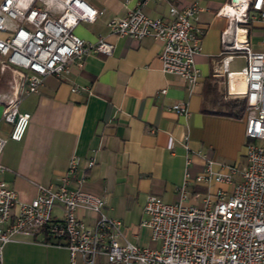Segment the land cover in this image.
<instances>
[{
  "label": "crops",
  "instance_id": "obj_1",
  "mask_svg": "<svg viewBox=\"0 0 264 264\" xmlns=\"http://www.w3.org/2000/svg\"><path fill=\"white\" fill-rule=\"evenodd\" d=\"M86 1L103 12L92 21L78 22L73 31L88 41L103 35L113 43V49L111 53L90 51L81 62L72 59L68 72L48 73L36 91L20 96L18 106L28 110L30 118L20 140H6L0 154L5 169L0 176L20 199L27 200L36 194L37 184L59 182L72 154L80 156L79 167L92 157L94 163L84 170L81 188L104 197L105 212L122 219L128 239L156 245L150 228L141 223L148 193L177 199L187 172L189 200L199 201L208 187L217 185L194 181L206 159L244 161L243 113L233 116L216 110L222 100L243 96L235 92L244 91L245 83L234 74L242 72L246 59L243 53L233 54L227 63L228 70L235 71L230 78L224 70H216L215 63L222 55V41L243 25L251 48L264 50V22L254 18L246 24H228L216 11L229 0H146L142 9L152 16H168L170 3L182 7L195 2L199 6L193 20L204 29L200 49L194 54L200 74L188 87L180 75L161 69L160 40L108 31L107 20L125 15L137 0ZM33 2L45 5L43 0ZM47 4L56 14L53 3ZM236 54L244 57L240 68L231 66ZM10 80V72L0 70L1 94L9 93ZM176 101H187L188 113L176 112L171 107ZM0 127L7 135L10 125L1 120ZM213 167L218 164L214 162ZM53 212L59 218L61 205L55 204ZM76 213L87 224L96 217L84 208ZM62 242L48 241L45 229L35 234L16 232L3 245L2 262L70 264Z\"/></svg>",
  "mask_w": 264,
  "mask_h": 264
},
{
  "label": "built area",
  "instance_id": "obj_2",
  "mask_svg": "<svg viewBox=\"0 0 264 264\" xmlns=\"http://www.w3.org/2000/svg\"><path fill=\"white\" fill-rule=\"evenodd\" d=\"M47 1L53 3L56 14L49 11ZM43 2L44 6L33 0L25 4L22 0L0 1V70L11 74L9 93H0V121L10 125L7 135L0 127V154L6 140H20L28 125L30 112L18 106L23 93L36 91L48 73L68 72L74 58L81 62L90 51L111 53L113 49L103 35L88 41L73 31L78 22L94 20L102 8L86 0ZM145 2L137 0L125 15L110 17L108 31L160 40L161 69L180 75L191 87L200 74L194 54L204 34L193 20L199 6L170 3L168 16H152L142 9ZM216 15L228 24H246L254 18L264 22V0H229ZM238 52L246 59L239 70L244 73L245 89L235 92L245 97V163L206 159L194 181L217 185L208 187L199 201L189 200L187 172L177 199L148 193L141 223L150 228V238L158 244L141 245L125 236L122 219L105 212L104 197L81 188L84 170L94 159L89 157L79 167L80 156L72 154L59 182L37 184L36 194L27 200L20 199L0 176V264L3 245L12 234H35L40 229H45L48 241L63 240L70 264H76L78 256L84 264H264V50L251 48L244 25L222 41L215 69L224 70L227 76L235 72L228 70L227 63ZM171 107L188 113L187 101H176ZM4 169L0 161V173ZM55 204L62 207L59 218L53 212ZM78 208L94 212V222L80 219Z\"/></svg>",
  "mask_w": 264,
  "mask_h": 264
},
{
  "label": "trees",
  "instance_id": "obj_3",
  "mask_svg": "<svg viewBox=\"0 0 264 264\" xmlns=\"http://www.w3.org/2000/svg\"><path fill=\"white\" fill-rule=\"evenodd\" d=\"M244 108L245 97L236 96L222 100L221 108L216 110V112H222L233 116H240L243 113Z\"/></svg>",
  "mask_w": 264,
  "mask_h": 264
},
{
  "label": "rangeland",
  "instance_id": "obj_4",
  "mask_svg": "<svg viewBox=\"0 0 264 264\" xmlns=\"http://www.w3.org/2000/svg\"><path fill=\"white\" fill-rule=\"evenodd\" d=\"M243 63H244V57L242 55L236 54L235 60H234V62L232 63L231 66L235 67V68H240L241 65H243ZM244 163H245V158H244V161L237 162L236 164L242 166ZM153 245H154L153 243L150 244V246H153ZM77 264H80L79 258L77 259Z\"/></svg>",
  "mask_w": 264,
  "mask_h": 264
},
{
  "label": "bare ground",
  "instance_id": "obj_5",
  "mask_svg": "<svg viewBox=\"0 0 264 264\" xmlns=\"http://www.w3.org/2000/svg\"><path fill=\"white\" fill-rule=\"evenodd\" d=\"M231 74H234V72H232ZM235 79L236 80H240L241 82L244 80V73L240 72V73H236L234 74ZM233 91L236 89V87H232Z\"/></svg>",
  "mask_w": 264,
  "mask_h": 264
}]
</instances>
